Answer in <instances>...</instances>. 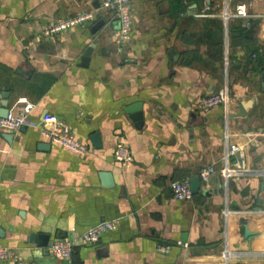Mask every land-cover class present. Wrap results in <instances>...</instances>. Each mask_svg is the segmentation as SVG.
<instances>
[{
    "label": "crops",
    "instance_id": "1",
    "mask_svg": "<svg viewBox=\"0 0 264 264\" xmlns=\"http://www.w3.org/2000/svg\"><path fill=\"white\" fill-rule=\"evenodd\" d=\"M130 3L132 39L121 48L119 20L102 0H0V112L5 97L8 112L33 105L26 124L0 127V246L19 253L0 264H264V0L229 18L237 0ZM81 12L94 18L40 35ZM224 87L227 106H198ZM46 112L92 153L43 137ZM233 143L250 171L226 177ZM119 144L134 155L127 170ZM210 165L216 171L191 200L173 196L172 181ZM109 219L119 222L98 243L82 241ZM245 219L256 234L246 235ZM57 238L76 242L70 259L49 252Z\"/></svg>",
    "mask_w": 264,
    "mask_h": 264
},
{
    "label": "built area",
    "instance_id": "2",
    "mask_svg": "<svg viewBox=\"0 0 264 264\" xmlns=\"http://www.w3.org/2000/svg\"><path fill=\"white\" fill-rule=\"evenodd\" d=\"M255 0H237L235 11L232 13L225 12L226 18L231 16L247 17L250 16V8L254 5ZM103 7L111 10L119 20L120 28L118 33V42L121 48H125L132 39L133 34V14L130 0H102ZM94 18L92 12H81L73 16L62 18L56 22L46 25L40 32L43 38H51L54 35L75 27L85 26ZM230 101L228 87H224L216 92L201 96L198 99V106L203 109H210L216 106H227ZM33 105L26 103L16 112H8L3 116L0 112V127L4 130H16L29 121V113L32 111ZM40 131L43 137L50 142L62 145L78 154H90L92 150L90 146L76 137L70 123L56 114L46 112L42 116ZM115 158L119 165L127 170L131 167L134 159L133 152L127 144H119L115 150ZM235 156L234 161L230 163L229 157ZM225 166L220 169L223 176H228L232 172L250 171L246 159L244 148L240 144H230L227 148ZM216 171L215 165H210L200 171L201 180H206L210 173ZM173 196L182 201L191 200L193 191L189 179L174 180L170 183ZM119 219H109L100 221L89 227L82 234V241L85 244H96L101 236L114 229ZM178 245L187 246L186 242L178 241ZM76 248V242L67 238H57L48 246L49 252L57 258L70 259ZM171 248L169 244H158L157 249L161 252H168ZM0 259L2 260H19V253L12 247L0 246Z\"/></svg>",
    "mask_w": 264,
    "mask_h": 264
},
{
    "label": "water",
    "instance_id": "3",
    "mask_svg": "<svg viewBox=\"0 0 264 264\" xmlns=\"http://www.w3.org/2000/svg\"><path fill=\"white\" fill-rule=\"evenodd\" d=\"M90 49L88 50L87 55L84 58V63L85 64L89 60ZM170 53H173V52L171 51ZM5 96H6V94H5ZM7 103H8L7 102V97H5L4 102H3L4 106L2 108V113H1L3 116L7 115V113H8ZM245 106H246V104H245ZM243 108H244V105H242V113H243ZM91 139H92V142H93V144H94L95 147H97V148L101 147V138H100L99 132H95L94 134H92ZM190 183H191V188H192L193 193L194 194L198 193L199 190H200V183H201V179H200L199 175L193 177L190 180ZM244 223H245L246 228H247V232H246L247 233L246 234L247 236L248 235L256 234V232L258 231L257 227L254 228L253 226H251L250 225L251 222L248 219H245L244 220Z\"/></svg>",
    "mask_w": 264,
    "mask_h": 264
}]
</instances>
